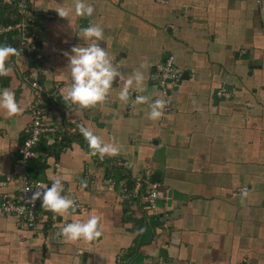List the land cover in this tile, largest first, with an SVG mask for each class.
<instances>
[{"label":"crops","instance_id":"1","mask_svg":"<svg viewBox=\"0 0 264 264\" xmlns=\"http://www.w3.org/2000/svg\"><path fill=\"white\" fill-rule=\"evenodd\" d=\"M26 2L49 18L32 29L41 58L23 51L0 77L22 109L0 110V197L19 196L11 175L28 138L29 81L36 80L47 94L43 115L61 139L45 141L27 170L41 187L62 176L79 207L54 214L38 200L44 222L34 229L0 213V264H264V0H88L91 17L75 15L76 0ZM62 5L72 10L63 18ZM92 24L103 27L98 43L120 71L144 65L143 91L133 87L131 99H158L155 68L175 56L181 81L159 120L147 118V103H121L118 87L85 110L63 99L65 53L84 43L80 29ZM80 125L118 145V154H93ZM152 185L155 211L144 202ZM92 215L99 238L59 235L63 224Z\"/></svg>","mask_w":264,"mask_h":264},{"label":"clouds","instance_id":"2","mask_svg":"<svg viewBox=\"0 0 264 264\" xmlns=\"http://www.w3.org/2000/svg\"><path fill=\"white\" fill-rule=\"evenodd\" d=\"M72 11L63 5L56 12L60 17H67ZM94 8L88 0H76L74 13L76 16L91 17ZM84 43L71 48V52L65 53L68 59L67 73L70 83L66 86L63 99L70 104L77 106L81 110L102 105L109 98L110 92L116 87L119 88L117 99L124 104L149 105L147 118L152 121L159 120L164 115L167 105L165 99H155L149 101L146 95H136L134 99L130 97V89L143 91L142 85L145 74L140 69L134 70L130 74H125L119 70L112 62L106 47H101L98 42L105 40L104 29L98 24H92L80 29ZM19 50L12 45L0 43V77L8 75L12 68L8 63L13 56H18ZM64 73V72H62ZM61 73V74H62ZM114 84L116 85L114 87ZM0 110L8 116L19 114L22 109L15 93L8 88H0ZM82 134L93 154L114 156L119 152V146L112 143H105L101 136L84 125L79 126ZM242 196L247 195L243 190ZM29 200L35 203L40 201L41 205L54 214L68 213L75 215L79 205L68 194H65V184L62 176L51 179V184L38 186L32 192ZM99 217L90 216L85 220H73L63 224L59 229V235L69 242L80 239L91 241L102 235L99 226Z\"/></svg>","mask_w":264,"mask_h":264},{"label":"built area","instance_id":"3","mask_svg":"<svg viewBox=\"0 0 264 264\" xmlns=\"http://www.w3.org/2000/svg\"><path fill=\"white\" fill-rule=\"evenodd\" d=\"M5 4L14 5L16 13L22 17L17 22L6 27H0V35L3 33L15 32L18 35L17 49L37 54L40 59L38 48L35 45L36 35L32 32L35 20L41 17L49 18V15L41 13L28 5L26 0H3ZM18 65V64H17ZM153 77L158 89V99L167 100L164 111L169 110L170 98L175 87L181 81V71L179 70L174 55H168L162 63L156 66ZM29 86L34 94V102L29 106L30 123L27 127L28 138L19 147L18 165L11 175V180L19 185V196L17 198L7 195L0 197V213L17 219L23 227L34 229L44 222V216L38 210V200L33 203L29 200L32 192L41 187V182L33 180L27 170L29 160L40 157L42 154L38 146L42 141L56 142L59 136V126L51 119L43 115L42 105L46 102L47 94L44 87L36 80L29 81ZM219 96L226 97L224 92H219ZM159 198L156 185H152L148 195L144 198L146 209L155 211V201Z\"/></svg>","mask_w":264,"mask_h":264},{"label":"trees","instance_id":"4","mask_svg":"<svg viewBox=\"0 0 264 264\" xmlns=\"http://www.w3.org/2000/svg\"><path fill=\"white\" fill-rule=\"evenodd\" d=\"M15 5V4H14ZM14 5H8V4H5L3 3L1 0H0V12L2 11H14L16 12L15 8H14ZM3 14L0 13V16H2ZM4 17V16H3ZM3 17H0V27H6L10 24H13L15 22L18 21V19L14 20V19H10L9 17L7 18H3ZM2 36H7L6 37V44H9V45H12L13 47L17 48V44H18V35L15 33V32H12V33H3ZM3 41H1L2 43ZM45 141H42L40 143V145L38 146V150L41 149L42 146H45ZM32 160V159H31ZM30 161V160H29ZM28 161V163H29ZM27 163V164H28ZM29 165V164H28Z\"/></svg>","mask_w":264,"mask_h":264},{"label":"water","instance_id":"5","mask_svg":"<svg viewBox=\"0 0 264 264\" xmlns=\"http://www.w3.org/2000/svg\"><path fill=\"white\" fill-rule=\"evenodd\" d=\"M155 204H157V203H155ZM158 205V204H157Z\"/></svg>","mask_w":264,"mask_h":264}]
</instances>
